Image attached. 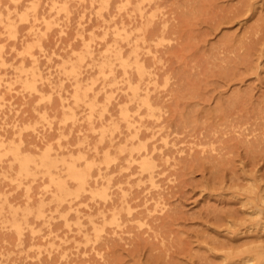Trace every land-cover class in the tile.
<instances>
[{
	"label": "rangeland",
	"instance_id": "1",
	"mask_svg": "<svg viewBox=\"0 0 264 264\" xmlns=\"http://www.w3.org/2000/svg\"><path fill=\"white\" fill-rule=\"evenodd\" d=\"M0 264H264V0H0Z\"/></svg>",
	"mask_w": 264,
	"mask_h": 264
},
{
	"label": "bare ground",
	"instance_id": "2",
	"mask_svg": "<svg viewBox=\"0 0 264 264\" xmlns=\"http://www.w3.org/2000/svg\"><path fill=\"white\" fill-rule=\"evenodd\" d=\"M144 63H145V62H144ZM123 65H125V64H123ZM145 65H146V64H145ZM145 67H146V66H145ZM137 68H138L137 70L139 71L140 74H143V73L145 72L144 65H143L142 63H139V62H138V63H137ZM134 80H135V79H134ZM136 80H137V79H136ZM139 80H140V79H139ZM127 84H128V83H127ZM132 86H134V85H132ZM132 86H131V87H132ZM136 86H137V85H136ZM136 86H134V87L136 88ZM133 90H136V89H133ZM140 92H141V91H140ZM133 93H134V96H136V97H137V95H139L138 93H136V91H134ZM140 94H141V93H140ZM153 96H154V95H153ZM153 96H150V98L153 97ZM146 97H147V96H146ZM131 98H132V97H131ZM151 101H152V100H151ZM142 102L145 103V104H147V105L149 106V108L151 107V102L149 101V99H147V98H142ZM155 102H156V101H155ZM138 103H139V102H138ZM152 103H154V101H153ZM152 105H154V104H152ZM130 106H131V105H130ZM128 108H129V107H128ZM132 108H133V107H132ZM143 108H144V107H143ZM129 109H130V108H129ZM134 109H135V108H134ZM143 110H144V109H143ZM146 110H147V109H146ZM144 111H145V110H144ZM145 112H146V111H145ZM126 113H127V112H126ZM142 154L144 155V153H141L140 155H142ZM147 154H149V153H147ZM147 156H148V155H147ZM152 156H153V155H152ZM144 165H147L148 169L150 168V166L152 167V165H150V162H147V161L144 163ZM141 167H142V166H141ZM145 167H146V166H145ZM102 169H103V168H102ZM118 199H119V198H118ZM132 200H133V199H132ZM125 205H126V204H125ZM132 205H133V204H132ZM111 206H112V205H111ZM114 206H115V205H114ZM124 207H125V206H124ZM112 210H113V209H112ZM15 214H16V213H15ZM42 214H43V213H42ZM106 215H107V214H106ZM80 216H81V215H80ZM103 216H104V215H103ZM131 216H132V215H131ZM131 216H130V217H131ZM133 216H134V215H133ZM101 217H102V216H101ZM123 217H124V216H121V218H123ZM130 217H129V218H130ZM98 218H99V217H98ZM106 218H108V217H106ZM127 218H128V217H127ZM42 219H43V218H42ZM103 219H105V218H103ZM131 219L133 220L134 217L131 218ZM83 220H84V219H83ZM94 220H95V219H94ZM101 220H102V218H101ZM125 220H126V219H125ZM99 222H100V221H99ZM101 222H102V221H101ZM101 222H100V223H101ZM17 225H18V224H17ZM96 226H97V225H96ZM96 229H97V228H96ZM99 229H100V228H99ZM107 229H108V228H107ZM98 232H99V231H98ZM96 233H97V232H96ZM100 235H101V234H100ZM102 235H103V234H102ZM104 235H105V236H102V239L100 240V242H101V241H104V242L100 243L101 245L104 244V243H107V241L110 239V237H109L110 235H106V234H104ZM105 245H106V244H105ZM105 245H104V246H105ZM95 246H96V245H95ZM104 246H103V247H104ZM93 247H94V246H93ZM100 247H101V246H100ZM99 249H100V248H99ZM50 258H51V257H50ZM50 260H51V259H50Z\"/></svg>",
	"mask_w": 264,
	"mask_h": 264
}]
</instances>
